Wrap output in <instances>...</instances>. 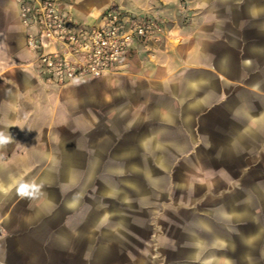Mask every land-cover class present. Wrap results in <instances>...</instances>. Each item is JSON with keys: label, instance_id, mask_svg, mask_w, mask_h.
Instances as JSON below:
<instances>
[{"label": "crops", "instance_id": "obj_1", "mask_svg": "<svg viewBox=\"0 0 264 264\" xmlns=\"http://www.w3.org/2000/svg\"><path fill=\"white\" fill-rule=\"evenodd\" d=\"M19 3L0 0V264H264V0H75L86 24L118 5L164 30L64 85ZM171 182L190 199L156 224Z\"/></svg>", "mask_w": 264, "mask_h": 264}, {"label": "built area", "instance_id": "obj_2", "mask_svg": "<svg viewBox=\"0 0 264 264\" xmlns=\"http://www.w3.org/2000/svg\"><path fill=\"white\" fill-rule=\"evenodd\" d=\"M75 0H20L26 46L36 52L39 75L64 85L112 71L135 39L163 32L152 16H138L111 5L98 23L86 24L71 11Z\"/></svg>", "mask_w": 264, "mask_h": 264}, {"label": "rangeland", "instance_id": "obj_3", "mask_svg": "<svg viewBox=\"0 0 264 264\" xmlns=\"http://www.w3.org/2000/svg\"><path fill=\"white\" fill-rule=\"evenodd\" d=\"M193 186H195V190H193L192 195L193 197H196L201 192V183H193ZM166 189L168 190L170 197L168 201L163 200L162 203H160V213H156L153 217V220L156 224H160V222H165L168 220V216L170 217V214L167 213V206L175 207L179 209L180 206L185 204V201H188L190 198H187V194L181 190L176 188V185L174 183H168ZM194 200V199H193ZM159 233H162L161 231H158Z\"/></svg>", "mask_w": 264, "mask_h": 264}]
</instances>
